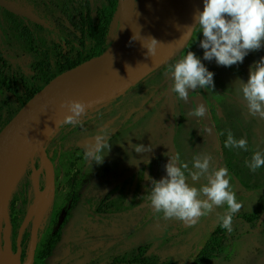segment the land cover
Listing matches in <instances>:
<instances>
[{
    "label": "rangeland",
    "instance_id": "374dc122",
    "mask_svg": "<svg viewBox=\"0 0 264 264\" xmlns=\"http://www.w3.org/2000/svg\"><path fill=\"white\" fill-rule=\"evenodd\" d=\"M3 1L32 14L41 23L10 13L0 6V72L2 75L9 74L15 82L14 91L0 93V130L13 118L12 114L23 107L22 102L29 89L44 87V77L58 73L59 62L75 66L86 58L96 57L119 32L117 16L110 26L107 27L105 23V11L110 7V0ZM88 2L91 8L97 10L96 14L92 11L89 13L92 25L98 30L97 38L85 43L82 20L88 13ZM32 37L38 40L45 62L33 58ZM261 57H264V47L250 52L243 63H238V68L249 72L250 66ZM211 63V70L218 78L217 84L224 88L223 92L235 94L241 102L227 101L223 105L220 124L223 142L225 144L227 134L231 132L236 139L244 138L248 143L247 151L224 147L225 164L232 168L228 170L233 175L228 174L231 187L242 205L239 212L233 215L232 231L219 226L226 206L213 208L192 230L175 236L168 234L170 227L163 215L136 229L138 219L125 220L126 217H134L126 210L121 211L119 218L122 230L111 225L107 228L103 222V212H95L94 205L97 204L95 206L104 211L102 200L112 197L122 198L125 204L134 203L151 186L145 176L154 178L153 172L150 173L148 169L135 175L133 170L123 168L118 162L119 150L113 145L107 144L109 149L102 148L101 155L105 154L102 163H96L87 156L95 138L103 136L105 141L130 110L131 106L120 105L124 92L89 106L76 124L62 123L58 126L45 143L53 163L52 169L42 161L38 151L29 159L19 180L23 179V182L14 204H11L13 191L9 198V223H6L5 216L1 221L3 241L9 249L19 250L20 262L25 255L27 264H88L95 257H98L96 264H139L141 261L186 264L200 242L210 232L216 231L220 235L217 237L219 246L215 252H210L208 260L204 259L205 264H264V224L257 228L255 221L248 220L249 216L260 215L264 210V167L253 171L248 166L255 151L264 152V119L252 116L247 107H243L247 104L239 91L238 80L246 82L249 76L237 75L234 65L220 66L215 59ZM168 71L160 76V81L169 74ZM25 75L32 76V82L26 81ZM142 115L143 109L138 110L136 116ZM153 115V111H150L147 116ZM135 123L133 120L129 125L137 126ZM119 135L126 152L132 150L134 140L139 136L136 131ZM205 153L212 156V166L216 168L218 156L208 151ZM113 170L120 175L116 183L106 180ZM36 172L39 173L37 177ZM165 175L166 170L155 174L156 179ZM189 183H193L190 178ZM201 183H204L203 179L195 186L199 187ZM146 194L132 214L144 215L149 210L151 205ZM37 198V207L41 208V231L31 261L30 237L34 216L30 218V214ZM115 222L118 223V220ZM173 222L178 224L180 220L173 219ZM152 246L155 247L154 251H151ZM77 248L80 252L74 254ZM105 251L108 253L104 254ZM107 258L111 259L109 263Z\"/></svg>",
    "mask_w": 264,
    "mask_h": 264
},
{
    "label": "clouds",
    "instance_id": "9594fccd",
    "mask_svg": "<svg viewBox=\"0 0 264 264\" xmlns=\"http://www.w3.org/2000/svg\"><path fill=\"white\" fill-rule=\"evenodd\" d=\"M195 23L187 29L199 28V45L204 50L203 60L215 59L220 66L231 67L243 63L245 57L253 51L264 47V0H203V11L194 15ZM150 41L148 55L154 54V45L159 43L155 38ZM173 77L172 92L185 102L189 99L190 90L211 87L215 89L214 73L202 62L195 52L189 50L169 68ZM239 81V91L252 116L264 119V57L250 66L249 78ZM70 114L64 118L66 124H76L85 114L86 105L81 101H68L63 105ZM206 108L200 104L193 108L190 115L203 117ZM110 148L104 143L103 136H97L95 143L87 151L90 160L102 163L105 154L102 148ZM224 147L229 149L248 150L247 140L236 139L228 132ZM136 153L151 151V146L132 145ZM165 165L166 175L160 179L145 176L150 182L148 201L155 211L163 214L165 219H178L187 223L197 220L212 211L213 208L226 206L221 216V226L232 231L233 215L242 205L232 190L228 169L212 166V156L201 154L194 156L192 167L179 162L178 154L169 155ZM248 166L256 171L264 167V152L255 151ZM189 178L193 183H189ZM204 180L199 187L196 182Z\"/></svg>",
    "mask_w": 264,
    "mask_h": 264
},
{
    "label": "water",
    "instance_id": "95a60500",
    "mask_svg": "<svg viewBox=\"0 0 264 264\" xmlns=\"http://www.w3.org/2000/svg\"><path fill=\"white\" fill-rule=\"evenodd\" d=\"M0 6L14 14L41 23L32 14L8 5L3 0H0ZM198 11H203V0H165L139 27L122 36L118 33L105 52L63 71L36 92L0 130V177L13 151L35 128H37L38 154L52 169L53 163L45 143L49 138L55 116L65 108L63 105L68 101L76 100L89 107L126 92L165 66L181 54L191 41L195 29L187 28L195 23L194 15ZM147 38H155L159 42L154 45V54L148 55V49L144 47L150 44ZM192 102L193 107L200 104L205 106V115L199 117L200 126L205 135H209L217 142L218 134L204 99L192 98ZM221 162L222 156L218 167L221 166ZM15 187L10 189L8 178H3L1 204L6 223H9V198ZM40 209L39 206L32 222L29 255L31 261L34 259L38 243ZM157 213L151 206L136 225V229L142 228ZM262 222H264V212L259 219V226ZM1 223L0 264H7L5 250H12L3 241ZM196 223L181 221L173 233L186 231ZM209 239L210 236L201 241L191 262L197 259Z\"/></svg>",
    "mask_w": 264,
    "mask_h": 264
},
{
    "label": "flooded vegetation",
    "instance_id": "af4514ba",
    "mask_svg": "<svg viewBox=\"0 0 264 264\" xmlns=\"http://www.w3.org/2000/svg\"><path fill=\"white\" fill-rule=\"evenodd\" d=\"M199 32V28H196L191 38V41L178 57L171 60L159 70L153 72L147 78H145L137 85L127 90L123 95H121L123 96V100L120 105H127L128 107L131 106V108L126 114V116H124L123 119L120 121V123L106 137L104 143L117 147L116 149L119 150L118 153L120 154L118 162L127 171L133 170L135 175L142 173V171H144L145 169H148L150 173L153 172L154 179H156L155 174L162 173L163 170H165V165L168 161V156H166L165 153H169V155L178 154L179 162L181 164L187 163L189 165V169H191L193 157L205 154V152L208 151V153H212L218 156V163L216 167H218L220 158L222 156V162L220 167L227 168L228 170L232 169L231 165L225 164V148L223 137L221 134L220 124L222 118V111L224 109L223 105L225 102L228 101L230 103H233L235 101L236 104H238L237 102L241 104V102L238 101V99L236 98V95L231 92H229V94L223 92L224 88L217 84L218 78L216 75H214L215 89L208 87L207 89L198 88L194 91L190 90L187 104L182 102V100L178 99L177 96L171 90L173 84V77L168 70L172 65H174V63L180 58V56L185 55L189 50L195 52L196 55L201 58L202 62L209 69V71L212 72L211 61L203 60L204 50L199 45V39H202L203 36L201 33L199 37ZM234 67L237 68L235 69V73L237 75L241 76V74H244L245 77L249 76L248 70H245L244 68H238V64H235ZM166 71H168L169 74L160 81V76ZM147 87H149L150 92ZM198 97H202L204 99L209 109L211 120L215 125L218 134L217 142L212 140L209 135H205L202 132L199 117H194L190 115L191 111L194 108L192 98ZM243 107L246 108L247 106ZM165 108L167 109V113H165ZM141 109H143V115L136 116L137 111ZM150 111H153L154 113L152 117L147 116ZM118 118L114 119L117 120ZM133 120L137 123V126L131 127L129 124ZM133 131H136V135H139L137 139L134 140L133 145L143 144L146 147L150 145L151 151L144 153H136L134 149L131 148V151L126 152V148H122L125 145L124 142L120 141L121 135L119 134L123 132L127 134L128 132L130 133ZM118 135L119 138L117 137ZM111 174L112 175L106 177V180L109 179L113 183H116L115 181L119 179L120 176L118 175L119 173H117L116 170L115 172L113 170L111 171ZM228 174L230 175L232 174V172L228 171ZM147 191L148 188L145 190V193H143V195L146 194ZM141 197L138 198L137 201L134 203L130 202L126 204L124 200H122L123 202L121 201L122 198H105L102 200L104 211H102L100 207L97 208V206H95L97 204L94 205V211L98 214L103 212V216H105L103 222H105L107 228H109L110 225L112 227H121L122 222L119 221V218L121 216L122 210H126L129 215L134 216L126 217L125 220L129 219L135 221L138 219L137 223L135 224L137 225L138 222L142 219V217L147 213L146 212L144 215L132 214L134 211L136 212V205L140 201ZM115 204L118 206L116 207ZM263 212L264 210L261 212L260 215H258L257 220H255L257 228H261L264 224V222H262V224L259 226V219ZM158 215L160 216L163 214L158 212L145 225L149 224ZM206 215L202 216L201 219L193 227L178 234H174L173 232L181 221L178 224H175V222H173V219H167V226L170 227L168 228L169 230L167 232L168 234H170V236L186 233L192 230L197 224H199L206 217ZM116 220H118V223L115 222ZM219 226L222 228L221 223ZM208 236H210V239L204 250L197 257V259L193 262H191L190 260L186 264H205V260L203 259L202 253L206 250L208 246L212 244V242L213 244L212 246H210V249L213 248L214 251L218 249L219 242L217 240V237L220 236L218 232L216 233V231H212L206 237ZM154 248L155 247L152 246L151 251H154ZM79 252L80 249L78 250L77 248L74 251V254H78ZM103 253H108V251H105ZM195 253L193 254L192 258L194 257ZM97 258L98 257L92 258V260L88 264H96ZM110 261L111 259L107 258V263H109ZM139 264L172 263L169 261H141L139 262Z\"/></svg>",
    "mask_w": 264,
    "mask_h": 264
},
{
    "label": "bare ground",
    "instance_id": "6f19581e",
    "mask_svg": "<svg viewBox=\"0 0 264 264\" xmlns=\"http://www.w3.org/2000/svg\"><path fill=\"white\" fill-rule=\"evenodd\" d=\"M165 0H119L118 1V22H119V36L134 30L139 27L141 23L150 15L154 10ZM88 108V107H86ZM93 108V107H92ZM70 114L67 107L62 109L54 118L53 124L49 131V137L55 133L58 126L64 123L66 115ZM47 141V140H46ZM37 152V128L32 130L25 136L17 148L13 151L7 166L4 168L0 177V222L4 219V212L1 204V193L3 178L7 177L10 189H13L27 166L29 159ZM36 172L35 176H38ZM35 179V178H34ZM38 198L32 208L30 218H33L37 211ZM19 254V253H18ZM14 254L12 251L5 250V259L7 264H22L19 255ZM31 260V259H30ZM27 264V262H26Z\"/></svg>",
    "mask_w": 264,
    "mask_h": 264
},
{
    "label": "trees",
    "instance_id": "16d2710c",
    "mask_svg": "<svg viewBox=\"0 0 264 264\" xmlns=\"http://www.w3.org/2000/svg\"><path fill=\"white\" fill-rule=\"evenodd\" d=\"M118 0H110V7H108L105 11V13L107 14V20H106V26H110V24L114 21L115 17L118 16ZM87 8H88V13L83 17V20H82V24H83V40L86 42L88 41H91V39H95L97 38V30H98V27L97 29L94 28V26L92 25V18L90 16V11H92L93 13H97V10L96 8H91V4L90 2L87 3ZM115 39V38H114ZM113 39V40H114ZM112 41H110L102 50H100V52L98 53V55H100L101 53L105 52L109 46L112 44ZM30 45H31V49H32V56L33 58L37 59L38 61H41V62H45V56L42 54V51L40 50V47H39V42L36 38L32 37L30 39ZM91 58H86L83 60L86 61V60H89ZM66 61V60H65ZM60 65V68L58 70V73L52 77H49V76H45L44 77V82H45V85L50 82L53 78H55L57 75H59L60 73H62L63 71L73 67L74 65H68V64H62L61 62H59ZM24 79L26 81H30L32 82L33 80V77L30 76V75H25L24 76ZM14 85H15V82H14V78L12 76H10L9 74H6V75H2V73L0 72V93H10L12 91H14ZM43 86L41 87H38L37 89L35 90H32V89H29L26 96H25V99L24 101L22 102V106L36 93L38 92L40 89H42ZM17 113L14 112L11 116L14 117L15 114ZM10 118V119H11ZM27 174L30 176V170L27 171ZM23 182V179L18 183L17 187L15 188V190L13 191V196H12V200H11V204H14V199L16 198L17 196V193L19 192V189H20V186ZM149 191H150V187H149ZM145 195V194H144ZM143 195V196H144ZM148 196V194H146ZM257 217L258 215H253V216H249L248 217V220L250 222H253L255 220H257ZM40 231H41V228H40ZM213 244V242H212ZM212 244L210 246H212ZM210 246H208L206 248V250L202 253V256H203V259H206L208 260L209 258V254L213 252H215L213 250V248L210 249ZM19 250L17 249H12V252L14 254H18ZM211 252V253H210ZM22 264H26V256L24 255L23 258H22Z\"/></svg>",
    "mask_w": 264,
    "mask_h": 264
}]
</instances>
